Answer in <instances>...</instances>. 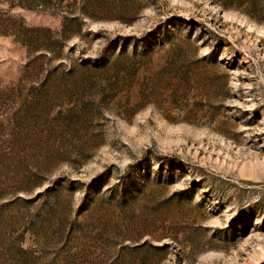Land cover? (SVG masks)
I'll list each match as a JSON object with an SVG mask.
<instances>
[{"label":"rangeland","instance_id":"obj_1","mask_svg":"<svg viewBox=\"0 0 264 264\" xmlns=\"http://www.w3.org/2000/svg\"><path fill=\"white\" fill-rule=\"evenodd\" d=\"M0 264H264V0H0Z\"/></svg>","mask_w":264,"mask_h":264}]
</instances>
